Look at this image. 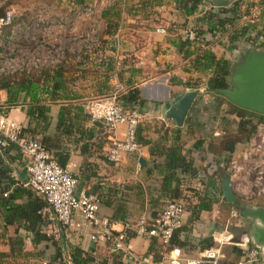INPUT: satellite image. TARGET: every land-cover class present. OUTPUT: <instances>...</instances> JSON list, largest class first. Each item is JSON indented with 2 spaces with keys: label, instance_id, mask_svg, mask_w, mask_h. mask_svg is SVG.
<instances>
[{
  "label": "crops",
  "instance_id": "crops-1",
  "mask_svg": "<svg viewBox=\"0 0 264 264\" xmlns=\"http://www.w3.org/2000/svg\"><path fill=\"white\" fill-rule=\"evenodd\" d=\"M226 1V4H218L204 0L196 12L184 15L171 0H117L113 7L99 14V47L85 52L79 60L69 53L60 66L62 89L56 90L53 101L44 106L48 117L47 126L41 131L40 125L36 124L33 132L39 138L41 135L48 137L45 149L53 157L58 159L59 153L65 156L64 165L70 164L69 170L76 179V191L100 193L98 213L108 217L115 229H120L124 221H134L140 216L150 220L169 200L159 189L161 176L157 167L162 164L163 158L150 155L147 145H142L138 153L122 155L117 164L106 161L102 150L107 140L100 133L98 123L87 117L82 105L88 99L112 93L117 99L130 85H134L145 100L137 107L145 113L138 124L144 139L156 140L166 129L165 142L168 143L173 132H177L184 149L192 151L190 154L194 162L198 163L199 157L204 154L201 148H192L194 140L210 131L217 134L221 128L234 129L235 120L231 115L232 106L224 100L216 102L214 93L204 91L206 77L190 68L188 58L182 57L176 45L179 38H184L180 29L196 19V24L202 26L199 31L202 39H196L199 42L197 44L209 48L216 57L226 59L229 67L240 59L248 41L252 39L251 35L257 37L254 47L264 50V0ZM33 2L38 4L45 0ZM46 2L54 10L67 8L65 4L64 9H59L61 6L55 8L54 4L59 3V0ZM68 3L78 4L70 0ZM200 8L208 11L199 16ZM209 12L212 18L207 17ZM23 18L24 14L15 17V20ZM217 20L222 23L211 28L210 23ZM75 25L76 31H79L87 22H76ZM157 28L164 31H156ZM221 35L223 46L214 47L213 43L217 41L212 43L213 38H220ZM146 73L150 76L142 82L141 78ZM193 80L197 81L198 91H202L201 95L197 94L193 99L182 125L177 127L170 119H167V125L160 122L157 117L163 115V111L159 98L170 99L184 92L187 88L185 82L193 83ZM4 96L0 90V101ZM61 110L69 123L63 130L55 127L57 114ZM5 116L18 122L26 133L27 128L33 129V123H28L24 112L18 107L9 108ZM221 116L229 120V124L220 121ZM123 131L124 125H118L113 135L120 138ZM244 142H237L232 154L237 153ZM5 155L6 158L1 156L2 161L11 169V176L22 182L26 171L21 154L10 148ZM139 157L144 161L142 165L138 163ZM107 180L111 183L102 184ZM109 187H113V193H106ZM34 196L42 201L40 196ZM37 200L33 201L31 197L21 194L5 200V204L0 201V264H71L69 254L73 246L86 252L91 264H99L107 245L89 241L88 229L78 216L57 238L34 240L35 229L48 232L42 207L40 213L44 224L35 223L33 231L26 227L28 224L22 219L15 218L14 212L27 202L35 207ZM250 205L262 204L252 202ZM221 208L217 204L210 211H200L194 217L185 210L182 226L172 236L173 244H161L156 238L143 239L128 231L127 245L146 262L161 261L172 247L180 249L185 256L194 257L200 250L212 245L211 234L224 224L228 225V230L235 237L245 233L246 228L242 227L240 221L235 224L238 229L231 228L226 220L220 223L216 221ZM221 252L216 264H237L241 256V251L233 245H223ZM119 257L122 264H133L130 258L121 254Z\"/></svg>",
  "mask_w": 264,
  "mask_h": 264
},
{
  "label": "built area",
  "instance_id": "built-area-1",
  "mask_svg": "<svg viewBox=\"0 0 264 264\" xmlns=\"http://www.w3.org/2000/svg\"><path fill=\"white\" fill-rule=\"evenodd\" d=\"M6 1L0 0V5ZM115 1L88 0L69 4L65 10H50L44 3H34L19 20H15L12 7L4 8L0 14V75L52 69L69 53L79 60L85 52L97 49L101 40L99 14L113 7ZM76 22H87V25L76 31ZM196 29L194 24L188 23L180 32L191 42L196 38ZM82 107L87 117L98 123L100 133L107 140L102 150L106 161L117 164L122 155L139 152L135 133L145 113L137 107H123L113 93L88 99ZM157 119L167 125L164 115ZM118 125H124L120 138L113 135ZM10 144L18 149L25 162L26 175L21 185L30 188L45 202L42 212L48 227L47 237L57 238L78 216L88 229L89 241L105 243L110 253H120L133 264H216L223 245H233L241 251L237 264H264V256L251 244L249 237L245 233L235 237L227 224L214 231L212 245L194 257L185 256L180 249L172 247L161 261L146 262L127 245L128 231L143 239L156 238L161 244H169L173 233L182 226L183 207L178 200H167L150 220L140 216L134 221H124L120 229H115L108 217L98 213L100 199L97 194L75 190L76 179L69 170L70 164L60 165L37 135L26 133L18 122L0 115V153ZM226 170L229 187L236 197L246 201L264 198V120L248 136L244 146L227 160ZM9 192L5 190L1 196L7 197Z\"/></svg>",
  "mask_w": 264,
  "mask_h": 264
},
{
  "label": "trees",
  "instance_id": "trees-1",
  "mask_svg": "<svg viewBox=\"0 0 264 264\" xmlns=\"http://www.w3.org/2000/svg\"><path fill=\"white\" fill-rule=\"evenodd\" d=\"M70 1L78 4H82L83 2V0ZM171 1L184 15L193 14L204 2V0ZM1 13L2 10H0ZM207 17L212 18V14L207 13ZM221 23V20L213 21L210 23V27L219 26ZM196 39L197 35L191 42L185 38L178 39L176 45L182 57L188 58V66L190 68L206 77L203 83L206 90L211 92L213 89L226 88L229 75L228 61L222 57H216L209 48L197 44L199 43V39ZM64 62L65 60L61 64ZM61 64L52 69L38 68L29 72L22 71L11 75H0V90L5 94L4 99L0 101V115H5L11 107H18L24 112L28 123H33V129H26L29 134H35L33 131L36 124H39L41 131H43L47 126L48 119L44 110L45 103L53 101L54 92L62 89ZM185 85L191 88L198 87L197 82L190 83L187 81ZM214 96L216 102H219V99L220 101H226L219 95ZM117 99L125 108L140 107L145 102L139 95L138 87L134 85H130ZM229 104L232 106L231 115L232 119L235 120V128L225 130L221 128L217 134L210 131L208 134H203L202 138L195 139L192 148L196 150L201 148L204 154L199 157L198 163L194 162L190 154L192 151L184 149L177 132H173L174 134L171 136L170 142L166 143V129H164L163 134L158 136V139L151 140L144 139L140 134L139 125L136 128L135 137L139 146L147 145V151L150 155L161 156L163 158L162 164L160 163L161 165H155L158 166L157 170L161 176L159 184L161 193L169 199H176L178 201L182 196H185L187 204L185 209L183 208V212L185 210L188 211L192 217L200 211H210L220 201L225 202L219 190V181L224 174H227L226 162L232 156L234 145L237 142L246 141L256 126L264 120L263 115L238 108L231 103ZM220 121L229 124V120H226L224 116L220 117ZM65 126H69V123L66 115L61 110L57 114L55 127L57 129L62 128L63 130ZM39 139L45 147L48 137L41 135ZM10 148H14L16 152H19L14 145L10 144L0 153L1 203L5 204V200L16 198L21 194H24L28 198L31 197L33 201L37 200L34 196L35 193L14 179L11 176V169L3 163L2 157L6 158L5 154ZM58 157V159L56 157L54 159L63 166L66 160L65 156L59 153ZM205 159L208 160L206 163H204ZM210 164L213 166L211 169L208 167ZM5 190H10L9 195L2 197L1 193ZM112 191L113 187H109L106 193H113ZM95 194L99 198L101 197L100 193L95 192ZM228 204L237 209L243 202L240 198L236 197L233 202ZM44 205L45 202L43 200L38 201V204L35 206L37 207V211H33L35 207L27 202L25 205L15 209L14 216L26 222L28 224L26 227L33 231L35 223L44 224L43 216L40 213L41 207ZM262 205L264 204L262 203ZM175 232L172 236H174ZM47 238L43 231H39V228L34 230V240L39 241ZM169 242L173 244L172 237ZM107 250L101 256L99 264H106L107 261H109V264H122L119 257L120 253H109ZM69 261L71 264H91V258L77 246L71 248Z\"/></svg>",
  "mask_w": 264,
  "mask_h": 264
},
{
  "label": "water",
  "instance_id": "water-1",
  "mask_svg": "<svg viewBox=\"0 0 264 264\" xmlns=\"http://www.w3.org/2000/svg\"><path fill=\"white\" fill-rule=\"evenodd\" d=\"M212 1L218 4L227 2ZM197 92V88L187 87L184 92L177 93L170 99L159 98L164 117L180 127ZM211 92L238 108L264 116V50L247 47L240 59L229 67L227 87L213 89ZM138 163H144L141 157L138 158ZM219 190L225 202L231 203L235 200L236 196L229 187L227 174L220 179ZM237 215L245 224V234L251 244L264 256V206L243 203L237 208Z\"/></svg>",
  "mask_w": 264,
  "mask_h": 264
},
{
  "label": "rangeland",
  "instance_id": "rangeland-1",
  "mask_svg": "<svg viewBox=\"0 0 264 264\" xmlns=\"http://www.w3.org/2000/svg\"><path fill=\"white\" fill-rule=\"evenodd\" d=\"M34 0H7L4 4H1L0 5V10H3L4 8H8L9 6L10 7H12L13 9H14V15H15V17H20V16H22L23 14H26L27 12H28V9L31 7V5L32 4H34V2H33ZM60 2L59 3H57V4H54V6H55V8L56 7H60L59 9H64V8H66V7H64V4L68 7V5H69V0H59ZM45 5H48V7H49V9L50 10H54V9H52V8H50V3H48V2H46V0H45V2H43ZM53 5V4H52ZM72 5H75V4H73L72 3ZM202 5V4H201ZM200 5V6H201ZM199 6V7H200ZM201 10L199 11V13H201V12H203V11H208V10H205V9H203V8H200ZM209 14H211L210 12H209ZM196 20V19H195ZM195 20H193V21H190V23L191 24H194L195 26H196V31H197V39H202L201 38V36H200V34H199V31H200V27H202V26H199V25H197L196 23V21ZM184 23V22H183ZM183 23L181 24V25H183ZM172 24H174V23H172ZM175 25V24H174ZM100 31V30H99ZM101 37V36H100ZM200 37V38H199ZM251 37H252V39H251V41H248V45H247V47H254V46H256L255 44V41H256V39H257V37H255V36H252L251 35ZM213 38V37H212ZM240 40V39H239ZM239 40H237L238 41V44H240L239 42ZM214 41H217V42H214ZM216 44H214V43ZM221 42H222V35L220 36V38L219 37H215V38H213V40H212V43H213V45H214V47H222L223 46V44H224V42H222V45H221ZM226 43V42H225ZM149 74L148 73H146V74H144L143 76H142V78H141V80H142V82H144L145 80H147L148 78H149ZM194 82H197L196 80H193ZM204 91H207L205 88L203 89ZM202 90H200V91H198L197 92V94H199V95H201L200 94V92H201ZM210 92V91H209ZM3 94H4V92H3ZM197 94H196V96H197ZM5 95V94H4ZM199 95H198V97H199ZM1 97L3 98V95L1 94ZM0 97V98H1ZM197 97V98H198ZM200 98V97H199ZM202 99V98H201ZM100 129V128H99ZM98 155H100L99 154V151H98ZM208 160L207 159H205L204 160V163H206ZM210 165H208V167H209ZM110 180H107L106 182L105 181H103L104 183H102V184H104V185H106V184H110L111 182H109ZM106 183V184H105ZM242 200V202L244 203V204H250V203H263L264 204V198H256V199H253V200H250V201H246V200H244V199H241ZM179 201L182 203V206H183V208L185 209V207H186V202H187V198L185 197V196H182L180 199H179ZM220 206L222 207L220 210V212L218 213V215H217V219H216V221L218 222V223H220V222H224L225 220L226 221H228V223H230V227L231 228H234V229H238L239 227H237V226H235V224L238 222L239 223V221H240V224L242 225V227L244 226V229L246 228L245 227V224H244V222L239 218V216L237 215V209H235L234 207H232V206H230L227 202H223V201H220ZM184 213V212H183ZM214 218H216V217H214ZM182 220H183V217H182ZM241 229V228H240Z\"/></svg>",
  "mask_w": 264,
  "mask_h": 264
}]
</instances>
